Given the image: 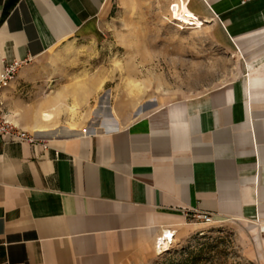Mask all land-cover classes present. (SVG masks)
Wrapping results in <instances>:
<instances>
[{"label":"crops","instance_id":"crops-1","mask_svg":"<svg viewBox=\"0 0 264 264\" xmlns=\"http://www.w3.org/2000/svg\"><path fill=\"white\" fill-rule=\"evenodd\" d=\"M119 1L0 0V72L95 39ZM175 2L236 47L237 78L177 97L111 87L87 107L22 100V67L0 92L39 141L0 139V264H142L165 229L200 223L193 211L246 222L264 259V0Z\"/></svg>","mask_w":264,"mask_h":264},{"label":"rangeland","instance_id":"rangeland-1","mask_svg":"<svg viewBox=\"0 0 264 264\" xmlns=\"http://www.w3.org/2000/svg\"><path fill=\"white\" fill-rule=\"evenodd\" d=\"M175 1H119L95 39L80 40L69 49L60 46L23 66L27 80L17 96L26 102L63 97L56 105L89 97L86 106L92 107L107 104L111 87L177 97L237 78L236 47L221 46L213 31L203 28L205 22L179 11ZM122 100L140 106L142 97ZM258 235L244 221L196 223L186 233H175L171 243L161 245V234L153 256L142 264H261Z\"/></svg>","mask_w":264,"mask_h":264},{"label":"built area","instance_id":"built-area-1","mask_svg":"<svg viewBox=\"0 0 264 264\" xmlns=\"http://www.w3.org/2000/svg\"><path fill=\"white\" fill-rule=\"evenodd\" d=\"M181 1V0H179ZM188 5L189 0H183ZM173 3L170 4V8ZM29 62V59L12 60L6 63L0 72V92L8 87L19 70ZM0 139L4 142H28L35 144L38 139L27 131L17 126L11 119L9 112L0 103ZM187 217L200 223H211L213 221L210 213L203 211L188 212ZM174 235V231H172Z\"/></svg>","mask_w":264,"mask_h":264},{"label":"bare ground","instance_id":"bare-ground-1","mask_svg":"<svg viewBox=\"0 0 264 264\" xmlns=\"http://www.w3.org/2000/svg\"><path fill=\"white\" fill-rule=\"evenodd\" d=\"M76 107H77V105L75 103L72 106H70L69 109L71 111H74L76 109ZM173 237H174V235L172 234V232L169 231L168 229L167 230L165 229V231L162 233V239H163V241H159L160 236L157 237V241H159V243L161 245H164L165 243H171L172 240H173Z\"/></svg>","mask_w":264,"mask_h":264},{"label":"trees","instance_id":"trees-1","mask_svg":"<svg viewBox=\"0 0 264 264\" xmlns=\"http://www.w3.org/2000/svg\"><path fill=\"white\" fill-rule=\"evenodd\" d=\"M193 263H194V261H193Z\"/></svg>","mask_w":264,"mask_h":264}]
</instances>
